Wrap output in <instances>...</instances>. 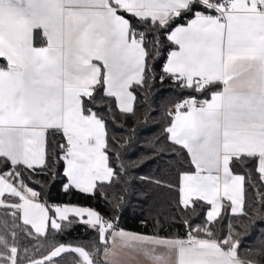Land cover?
Returning <instances> with one entry per match:
<instances>
[{
    "label": "snow or ice",
    "instance_id": "snow-or-ice-1",
    "mask_svg": "<svg viewBox=\"0 0 264 264\" xmlns=\"http://www.w3.org/2000/svg\"><path fill=\"white\" fill-rule=\"evenodd\" d=\"M182 16L190 18L167 34L172 49L163 71L181 88L208 95L177 100L164 132L194 169L179 172L178 206L195 213L205 202V221L193 227L185 219L182 237L126 231L118 217L71 204L52 205L50 216L18 169L48 168L51 133L64 140L49 172L55 178L56 160L64 161V191L92 193L97 182H111L106 122L94 108L114 100L121 112H134L132 87L150 89L153 79L149 32L138 28L166 30ZM151 43L158 49V39ZM0 59V207L39 235L49 221L59 230L70 216H87L82 222L102 245L89 251L59 243L40 259L21 257L13 231L11 243L0 234V264H53L67 252L78 255L74 264H261L252 249L240 255L260 212L245 211L246 177L232 165L255 161L264 181V0H0ZM224 200L231 215L247 218L243 234L231 225L223 238L213 232ZM255 255L264 258V239Z\"/></svg>",
    "mask_w": 264,
    "mask_h": 264
},
{
    "label": "trees",
    "instance_id": "trees-1",
    "mask_svg": "<svg viewBox=\"0 0 264 264\" xmlns=\"http://www.w3.org/2000/svg\"><path fill=\"white\" fill-rule=\"evenodd\" d=\"M190 17L182 16L175 20L168 29H149L140 27L138 30L149 32L146 39L149 41L148 59L151 67V88L146 85L133 86L131 91L136 99L133 102L134 112L123 113L115 106V101H107L103 106L97 104V110L106 122L107 153L109 166L114 170L115 176L111 182H97L92 193H82L76 189L64 191L63 175L64 161L57 159L54 165L55 178L49 174L53 169L51 154L58 143H64L62 136L48 135V168L37 167L35 170L20 166L18 169L25 183L35 191L40 192L39 201L49 207L52 215V205L71 204L79 207L91 208L106 219L118 217L115 222L119 228L126 231L143 234L160 235L178 234L184 236L187 228L183 221L187 219L193 227L203 224L208 205L199 202L196 211L191 208L184 210L178 206V175L181 171L194 170L189 162L186 150L174 145L167 139L164 129L170 122L167 108L182 97L195 94L198 98H205L208 93L200 95L191 89L181 88L170 76L163 71L164 64L172 45L167 40V34L177 24L185 23ZM135 23V21H133ZM39 36V33L36 34ZM159 40L158 49L153 47L152 41ZM36 45H40L36 39ZM5 62L0 59V65ZM164 76L161 80L160 77ZM91 106V105H89ZM59 156V149H55ZM2 167V165H0ZM233 170L246 177L245 180V211L251 213L257 209L260 216L256 218L254 226L241 239L240 255L248 256L252 249L251 259L264 258L255 255V249L264 239V181L260 180L255 171V161L248 162L247 166L237 162L232 165ZM11 166L3 169L9 171ZM159 181L160 183H156ZM169 185L173 187H169ZM123 197L121 203L120 198ZM7 200H15L5 197ZM120 204L119 208L116 204ZM12 211L0 207V234L6 235L9 243L13 241L12 232L15 231V242L19 248L20 256L41 258L46 255L53 244L83 246L92 251L95 244L102 251L98 234L88 225L70 216L72 223L61 222L59 230L48 227L46 235H36L23 224L19 216L15 219L8 213ZM247 218L231 215L226 208L221 216L212 224V230L218 238L228 234L229 225L236 232L244 233L241 223H247ZM27 229V231L25 230ZM31 232L32 235H28ZM27 249V253H25ZM79 259L76 253H64L54 259L53 264H74ZM26 262L22 259L21 264Z\"/></svg>",
    "mask_w": 264,
    "mask_h": 264
},
{
    "label": "crops",
    "instance_id": "crops-1",
    "mask_svg": "<svg viewBox=\"0 0 264 264\" xmlns=\"http://www.w3.org/2000/svg\"><path fill=\"white\" fill-rule=\"evenodd\" d=\"M171 31V30H170ZM37 46H41V45H37ZM166 62H167V59H166ZM165 62V63H166ZM105 182H107V181H105ZM79 191V190H78ZM5 197H9V198H11V199H15V200H8V202H19L18 201V198H12V197H10V195L9 194H5ZM40 202V201H39ZM224 205H225V207H224V209H223V211H222V213L224 212V210L227 208L228 210H229V212H230V209L227 207V205L230 203L229 201H227V200H224L223 202H222ZM56 205H61V204H56ZM77 207H79V206H77ZM211 206L210 205H208V209L210 208ZM52 209V208H51ZM208 211V210H207ZM49 215H50V213H49ZM50 216H52V217H55V211H54V209H52V215H50ZM75 217V216H74ZM75 218H77L80 222H82V219H87V216H84L83 218H80V217H75ZM21 221H22V219H21ZM23 222V221H22ZM57 222H60L59 221V219H58V217H57ZM61 223V222H60ZM32 231H33V233H35L36 235H39V234H37L36 232H35V230L34 229H32L31 228V226L30 225H27ZM48 227H51V222L49 221L48 222V225H47V228ZM47 228H46V230H47ZM52 228V227H51Z\"/></svg>",
    "mask_w": 264,
    "mask_h": 264
},
{
    "label": "built area",
    "instance_id": "built-area-1",
    "mask_svg": "<svg viewBox=\"0 0 264 264\" xmlns=\"http://www.w3.org/2000/svg\"><path fill=\"white\" fill-rule=\"evenodd\" d=\"M189 95H193V94H189ZM189 95H186V96H189ZM194 95H195V94H194ZM186 96H184V97H186ZM184 97H182L181 99H183ZM174 104H175V103H174ZM174 104H172L171 106H169V107L167 108V110H166L167 113H168L169 110L172 109V107H173ZM186 232H187V231H186ZM186 232H185V235H186ZM185 235H184V236H185Z\"/></svg>",
    "mask_w": 264,
    "mask_h": 264
},
{
    "label": "water",
    "instance_id": "water-1",
    "mask_svg": "<svg viewBox=\"0 0 264 264\" xmlns=\"http://www.w3.org/2000/svg\"><path fill=\"white\" fill-rule=\"evenodd\" d=\"M67 253H69V252H67ZM62 254H64V253H62ZM47 255V254H46ZM42 258V257H41ZM57 258V257H56ZM37 259H40V258H37ZM55 259V258H54ZM26 264V263H25Z\"/></svg>",
    "mask_w": 264,
    "mask_h": 264
}]
</instances>
